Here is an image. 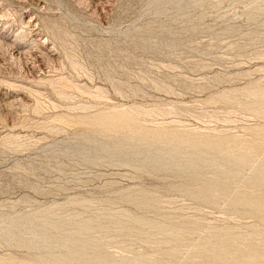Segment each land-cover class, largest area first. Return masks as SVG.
I'll return each mask as SVG.
<instances>
[{
    "label": "rangeland",
    "instance_id": "374dc122",
    "mask_svg": "<svg viewBox=\"0 0 264 264\" xmlns=\"http://www.w3.org/2000/svg\"><path fill=\"white\" fill-rule=\"evenodd\" d=\"M0 264H264V0H0Z\"/></svg>",
    "mask_w": 264,
    "mask_h": 264
},
{
    "label": "bare ground",
    "instance_id": "6f19581e",
    "mask_svg": "<svg viewBox=\"0 0 264 264\" xmlns=\"http://www.w3.org/2000/svg\"><path fill=\"white\" fill-rule=\"evenodd\" d=\"M220 134V133H219ZM160 135H162V137H164V138H167V137H171V133L169 134H167V133H162V134H160ZM157 137H159L160 138V136H157ZM179 141L181 142V143H190L191 142V139L189 138V137H185V139H182V138H179ZM208 143V144H207ZM203 142L202 143V146H210L211 147V145H212V143L210 142V141H208V142ZM192 144H194V143H192ZM204 144V145H203ZM194 146H196V143L194 144ZM239 162V161H238ZM237 162V163H238ZM259 194V193H258Z\"/></svg>",
    "mask_w": 264,
    "mask_h": 264
}]
</instances>
